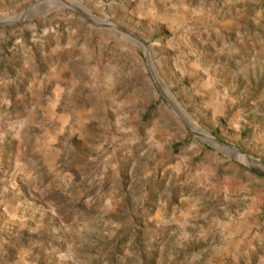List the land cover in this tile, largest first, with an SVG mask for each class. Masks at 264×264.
<instances>
[{
    "label": "rangeland",
    "instance_id": "374dc122",
    "mask_svg": "<svg viewBox=\"0 0 264 264\" xmlns=\"http://www.w3.org/2000/svg\"><path fill=\"white\" fill-rule=\"evenodd\" d=\"M29 8L0 24V264H264V0L0 19Z\"/></svg>",
    "mask_w": 264,
    "mask_h": 264
},
{
    "label": "water",
    "instance_id": "95a60500",
    "mask_svg": "<svg viewBox=\"0 0 264 264\" xmlns=\"http://www.w3.org/2000/svg\"><path fill=\"white\" fill-rule=\"evenodd\" d=\"M31 8H29L27 11H24L23 13H21L20 15L14 17V18H9V19H0V24H7V23H12L14 22L15 20L17 19H21L23 17H25L29 12H30ZM113 27H116V26H113ZM118 29H120L121 31L127 33L128 35H130L139 45L140 47L142 48L143 52L145 54H147V51H148V48H147V45L146 43L140 39L137 35L133 34L132 32L128 31V30H125V29H122V28H119V27H116ZM152 77L153 79L155 80V82L158 84L157 82V76L155 74V72H152ZM164 98L172 105L173 108H175L174 104L167 98L164 96ZM176 109V108H175ZM177 110V109H176ZM203 135L205 136H209L211 138V140H213L214 142L218 143L219 145L225 147V148H228L230 150H232L234 153H236L238 156H240V159L243 160V156H245L246 158H252L250 157L249 155L245 154V153H242L238 148H236L235 146L233 145H230L228 143H225L217 138H215L212 134H204ZM241 154V155H240ZM250 162V161H249ZM251 163V162H250ZM257 170L262 173L264 175V167H262L260 164H258V167H256Z\"/></svg>",
    "mask_w": 264,
    "mask_h": 264
},
{
    "label": "bare ground",
    "instance_id": "6f19581e",
    "mask_svg": "<svg viewBox=\"0 0 264 264\" xmlns=\"http://www.w3.org/2000/svg\"><path fill=\"white\" fill-rule=\"evenodd\" d=\"M66 1V0H65ZM70 2V1H69ZM73 3L79 5L78 3H76L75 1H72ZM70 4V3H69ZM82 10L86 8H84V6L79 5ZM89 13V12H88ZM29 14V13H28ZM27 14V15H28ZM147 56L150 58L149 56V52L147 51ZM157 80L159 83V86L161 88V91L164 92V94L170 98V100L175 104L176 108L180 111L182 117L190 124L191 128L193 130H196L194 127H196L200 132L207 134V132L202 129L200 126H198V124L196 123V121L194 120V118L181 106V104L178 102L177 98L175 97V95L171 92V90L167 87V85L165 84V82L163 81V79L160 76H157ZM209 134V133H208ZM209 139H211L208 136ZM241 155V154H240ZM243 156V155H241ZM245 157V156H244ZM246 158V157H245Z\"/></svg>",
    "mask_w": 264,
    "mask_h": 264
}]
</instances>
